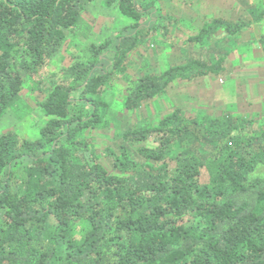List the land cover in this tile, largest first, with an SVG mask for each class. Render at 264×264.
<instances>
[{
	"label": "trees",
	"instance_id": "16d2710c",
	"mask_svg": "<svg viewBox=\"0 0 264 264\" xmlns=\"http://www.w3.org/2000/svg\"><path fill=\"white\" fill-rule=\"evenodd\" d=\"M94 1L0 0V121L32 81L45 119L37 139L0 136V264H264V123L176 108L156 126H113L111 145L92 136L116 83L133 113L176 81L220 75L227 54L210 55L212 42L248 23L206 19L187 41L203 57L187 51L182 64L133 79L132 55L156 37L151 15L167 19L166 36L171 8L105 0L130 24L88 43L79 31ZM253 17L264 21V9ZM71 43L81 55L46 79Z\"/></svg>",
	"mask_w": 264,
	"mask_h": 264
},
{
	"label": "rangeland",
	"instance_id": "374dc122",
	"mask_svg": "<svg viewBox=\"0 0 264 264\" xmlns=\"http://www.w3.org/2000/svg\"><path fill=\"white\" fill-rule=\"evenodd\" d=\"M104 1L105 0H95L88 6V14L86 16L88 25H86L90 28L87 29L86 26L83 27L79 31V39H83V36H86V41L88 43L107 38L116 40L121 31L124 30L123 28L130 24V21L118 14L114 8L106 7ZM161 1L163 3L159 2L158 4L161 10L166 7V5H168L169 8H176L175 11L169 10V12L172 13L171 15L174 16L175 21L173 25L169 27L168 34L163 36L162 27L167 25V23H165L167 19L160 18L157 20L158 16L156 13L151 15V21L155 22L158 27L156 37L147 40L141 49L132 55L128 72L133 79L137 78L141 73H160L169 69L172 65H180L182 64L181 62L185 61L186 52L193 50L189 49L187 41L188 37L194 34L191 33L187 27H196L192 25L193 23H191V25L188 24L192 21L191 19L194 15L193 13H179L180 17L178 14V6L181 3L187 4L186 7L188 8L190 6H196L197 4L198 7L194 11L197 13L199 12L198 14L200 15H204L205 12L202 10L205 5L212 2L222 3V0ZM161 13L163 15L165 14L163 12ZM178 16L180 19L183 18L184 21L178 20ZM102 32L109 33V35ZM79 41L83 43V40ZM212 47H214L215 50L213 49L211 54L208 47L204 48L206 52L208 51L207 54L226 56L225 54L228 53L225 63L226 75L204 76L194 81H176L171 85L165 95L137 112L132 113L124 110L123 94L126 84L123 81L116 83L105 95V100L108 104L105 110V122L102 125L103 130H96V132L92 134V136L95 137L94 144L98 145V147L106 146L107 144L111 145L112 142L109 141H111L114 135L112 130L114 128L112 127L115 125H119L118 127L120 130H126L132 127L156 126L164 116L170 114L176 108L182 109L187 114L198 115L199 117L213 116L224 111L232 112L236 116L246 117V115H243V111L239 109L238 102L236 103V100L239 99L238 93L236 92L238 90V84H235V82L232 83V81L234 78L238 80L245 79L243 76L239 77L235 73L237 68H243L246 66L245 64L253 66L256 63H264V56H261L264 54V47L247 45L246 47H240V49H238L237 41L230 40V42H226L222 39V36L216 38L212 42ZM78 51V46H72L71 43L69 47L64 49L62 54L55 58L52 65L44 71V77L48 79L49 75L69 65V63L73 61L75 55H81V52ZM193 52L196 56L201 55L200 57H203V55H205H202L204 52L202 50L200 52L199 49H195ZM260 82L259 90L262 94L264 91V80ZM35 87L36 84H34L33 81L26 83L25 89L21 93L22 101L0 121V136L6 132L14 131L25 138L37 139L40 137V129L45 123V119L38 105L39 100H41L40 93L33 92L36 89ZM241 96L243 97L242 94ZM226 101H230L231 104H229V102L226 103ZM251 101L253 102L252 109L258 112L257 115L252 118H256L259 124L264 123V115H260L264 112L263 99L260 98L256 101ZM229 105L230 107L227 108ZM240 112H242V115ZM148 145L151 146L150 143ZM105 165L109 167V163Z\"/></svg>",
	"mask_w": 264,
	"mask_h": 264
},
{
	"label": "crops",
	"instance_id": "0c3cea01",
	"mask_svg": "<svg viewBox=\"0 0 264 264\" xmlns=\"http://www.w3.org/2000/svg\"><path fill=\"white\" fill-rule=\"evenodd\" d=\"M186 6L187 4L181 3L178 6V14L193 13L194 16L191 19L192 21L190 20L191 22H189L188 24L191 25V23H193L192 25L196 27L193 28L189 26L187 28L194 35H196L198 31L203 27L204 22L210 21L213 17L224 18L233 23L238 21H245L248 23L249 26L245 27L244 30L241 32V34L235 37L227 36L225 41L226 42H230V40L237 41L239 47L238 49H240V47H246L247 45H257L264 47V44L261 43L262 37L264 35V21L255 20V18L253 17V13L257 9H264V0H242L241 2L239 1L236 2V0H222V3L212 2L203 7L202 11L205 12L204 15H200L198 14L199 12L197 13L196 11H194L198 7L197 4L196 6L193 7L190 6L189 8ZM175 9L176 8L171 7L170 10L175 11ZM179 16L178 19L184 21V19L183 18L180 19L181 16L180 17ZM261 56H264V54ZM245 65L246 66L243 68H237L235 72L239 77L243 76L245 79L238 80L234 78L232 83L235 82V84H238L237 86L238 90L236 92L238 93L239 99L236 100V103L238 102V107L240 110L243 111V115H246V117H255L258 112L252 109L253 102L251 100L256 101L262 98L264 101V91L261 94L259 90V83H261L260 81L264 80V63L261 64L256 63L253 66L250 64H245ZM224 68L225 70L222 74L226 75V65ZM240 93L243 95V97L241 96ZM228 102L229 104H231L230 101H226V103ZM229 107L230 105L227 106V108ZM240 114L242 115V112H240ZM260 115H264V112Z\"/></svg>",
	"mask_w": 264,
	"mask_h": 264
}]
</instances>
